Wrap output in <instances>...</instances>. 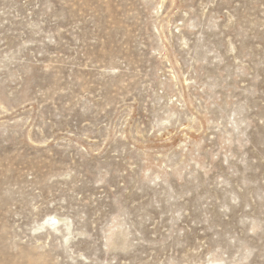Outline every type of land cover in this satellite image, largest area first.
I'll return each instance as SVG.
<instances>
[{
  "label": "rangeland",
  "instance_id": "374dc122",
  "mask_svg": "<svg viewBox=\"0 0 264 264\" xmlns=\"http://www.w3.org/2000/svg\"><path fill=\"white\" fill-rule=\"evenodd\" d=\"M0 264H264V0H0Z\"/></svg>",
  "mask_w": 264,
  "mask_h": 264
},
{
  "label": "bare ground",
  "instance_id": "6f19581e",
  "mask_svg": "<svg viewBox=\"0 0 264 264\" xmlns=\"http://www.w3.org/2000/svg\"><path fill=\"white\" fill-rule=\"evenodd\" d=\"M54 219V218H53Z\"/></svg>",
  "mask_w": 264,
  "mask_h": 264
}]
</instances>
